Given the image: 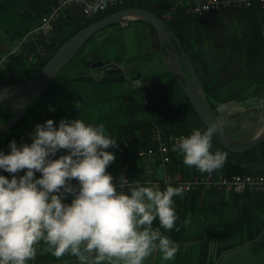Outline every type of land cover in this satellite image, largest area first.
Returning <instances> with one entry per match:
<instances>
[{
  "label": "crops",
  "instance_id": "crops-1",
  "mask_svg": "<svg viewBox=\"0 0 264 264\" xmlns=\"http://www.w3.org/2000/svg\"><path fill=\"white\" fill-rule=\"evenodd\" d=\"M37 12L32 0H0V55L11 50L35 24ZM172 17L199 78L206 80L207 70L210 77L226 78L233 98L221 102L242 107L221 112L215 109V119L224 131L239 139L256 135L264 127V19L259 7L205 15H190L180 10ZM122 28L132 33L124 38ZM77 53L76 61L64 66L65 74L69 78L81 75L89 78L66 79L40 92L22 119L0 136V151L7 154L13 140L17 144L21 141L30 144L28 134L38 123L51 119L58 126L61 119L79 118L86 124L103 123L117 140V147L108 149L116 157L106 169L109 174L140 175L138 150L154 145L147 138L150 124L173 119L169 123L173 129L207 130L167 67L156 32L146 21L130 19L125 25L115 23L104 27L88 38ZM156 56L159 66L151 69L147 63ZM97 61L108 63L95 66ZM107 73L119 79L101 80ZM0 110L6 115L2 124L10 117L11 108L0 107ZM162 128L164 135H169ZM211 144L210 151L226 153L223 165L213 172H228L229 152L214 136ZM173 149L171 161L155 169V179L163 181L165 175L203 174L195 167L186 166L182 155ZM64 154L67 150L62 149L53 158ZM251 155L255 157L251 163L253 172H264V143ZM238 163L234 160V164ZM0 175L11 178L3 170ZM72 184L78 182L73 179ZM173 199L175 206L185 213L184 229L176 241L179 250L170 261L163 260L159 250H154L144 264H264V192L234 194L201 190L195 194L185 192ZM37 260V264H78L70 255L57 259L43 251Z\"/></svg>",
  "mask_w": 264,
  "mask_h": 264
},
{
  "label": "clouds",
  "instance_id": "clouds-1",
  "mask_svg": "<svg viewBox=\"0 0 264 264\" xmlns=\"http://www.w3.org/2000/svg\"><path fill=\"white\" fill-rule=\"evenodd\" d=\"M217 130L194 128L173 150L189 168L211 173L226 159L210 151ZM28 135L30 144L13 140L7 154L0 151V170L11 174L0 175V264H28L38 250L57 259L70 255L78 264H144L154 250L165 261L175 258L179 247L161 228H174L173 198L183 196L182 188L167 181L163 189L152 180L114 181L106 169L115 161L108 149L117 140L103 123L61 119L55 126L48 119ZM62 149L67 154L53 158Z\"/></svg>",
  "mask_w": 264,
  "mask_h": 264
},
{
  "label": "built area",
  "instance_id": "built-area-1",
  "mask_svg": "<svg viewBox=\"0 0 264 264\" xmlns=\"http://www.w3.org/2000/svg\"><path fill=\"white\" fill-rule=\"evenodd\" d=\"M132 1L134 0H52L48 11L43 13L35 24L16 41L11 50L0 55V71L4 69L11 57L22 55L26 46L31 48L27 54L28 60L44 57L47 54L45 46L50 43L55 23L66 17L68 10L73 5L79 4L84 17L90 19L98 12L122 6ZM255 5L259 7V13L264 19V0H175L162 13V17L163 19H170L180 10L190 15H205L230 9H250ZM182 136H186V134L179 132L165 136L163 128L153 122L150 127L149 139L154 145L140 147L138 150L141 159V174L115 176L113 177L114 181L117 180L119 183L123 178L129 183L136 180L141 182L152 180L160 185L167 181L172 182L174 187L182 188L184 193L196 189L226 191L234 194L264 192V173L211 172L186 177L165 175L163 181L155 179L153 177L155 169L157 167L163 168L171 161V150ZM23 174L24 170H21L19 175ZM71 199L72 197L68 195L64 202L70 203ZM41 253L42 251L38 250L36 259L31 264H37V258Z\"/></svg>",
  "mask_w": 264,
  "mask_h": 264
},
{
  "label": "water",
  "instance_id": "water-1",
  "mask_svg": "<svg viewBox=\"0 0 264 264\" xmlns=\"http://www.w3.org/2000/svg\"><path fill=\"white\" fill-rule=\"evenodd\" d=\"M130 19L144 20L153 27L158 38L161 56L167 67L203 125L206 128L210 125L217 127L218 130L213 136L228 152L242 153L264 141V127L256 135L245 140L223 130L208 106L199 75L174 29L160 16L139 6L119 8L83 26L65 39L44 65L33 74L15 86L0 89V107L11 108L8 120L0 124V136L11 130L22 119L28 105L55 79L59 71L75 56L88 38L104 27L114 23L125 25ZM107 63V61H97L94 65L104 66ZM240 108L242 107L231 106L230 102H220L215 106L219 112Z\"/></svg>",
  "mask_w": 264,
  "mask_h": 264
},
{
  "label": "trees",
  "instance_id": "trees-1",
  "mask_svg": "<svg viewBox=\"0 0 264 264\" xmlns=\"http://www.w3.org/2000/svg\"><path fill=\"white\" fill-rule=\"evenodd\" d=\"M137 2V3H135ZM132 1V3L130 5H126V6H139V7H143L145 9H148L150 11H152L153 13H155L156 15L160 16L162 19V13L168 9V7L170 6V4L172 3L171 0H137V1ZM32 4L36 5V9H37V16L38 19L39 17L48 11L49 7L52 4V0H40L38 2V0H32ZM77 5V6H76ZM79 4H75L73 5L71 8H73L71 10V8L68 10V13L66 15V17H63L59 20V22L55 25V29L57 30L56 35L54 37V35L51 34V39H50V43L46 44V55L42 58L36 59V60H28L27 59V54L28 52L31 51L30 46H26L24 53L20 56H16V57H11V59L8 61V63L6 64V66L4 67V69H2L0 71V75L4 76L6 78V82L5 84H8L10 86H15L19 83H21L23 80H25L27 77H29L31 74H33L36 70H38L40 67H42L44 65V63L47 61V59L51 56V54L55 51V49L65 40L67 39L69 36H71L74 32H76L78 29L82 28L83 26L89 24L92 21H95L99 18H101L102 16L117 10L119 8L116 9V7L114 8H109L112 9L110 11H103V12H98L94 17L88 19L86 17H84L81 6H78ZM125 5V4H124ZM123 6L122 7H126ZM119 7V6H118ZM120 7V8H122ZM71 10V11H70ZM37 19V20H38ZM164 21H166L176 32V34L178 35L179 39L181 40L182 44L184 42V37L182 36V34L177 31L174 27L173 24V17L170 19H164ZM115 24V23H114ZM184 46V45H183ZM108 72H110L109 70H107ZM210 71H206V76L207 79H200V83H201V87L203 90V94L204 97L208 103L209 107H215L217 102H221V101H227L231 98H233V94H232V90L228 87L227 85V80H225L224 78L221 77H215L209 76ZM205 75V74H204ZM70 76H63V77H55V79L43 90H47L51 87H54L55 85L65 81L66 79H73V78H89L87 75H81L78 77H71ZM119 79L118 76H112L110 73H107L106 75H104L102 77L101 80L103 81H111V80H116ZM37 98H39V95L34 99L36 100ZM29 107H27L26 112H28ZM25 112V113H26ZM172 121H174L173 119H167V120H163V121H156L155 123L159 124L160 126L164 127L169 134L171 133H185L186 136L190 135L191 132L190 130L186 129V128H178V129H173L170 127H173L171 124ZM171 125V126H170ZM151 127V124H150ZM150 129V128H149ZM149 138V137H147ZM264 143V141L262 142ZM260 143V144H262ZM260 144H257L256 146H254L253 148L242 152V153H230L229 152V156L227 157L228 162H230V170L226 173H230V172H247V173H264V172H253V170L251 169V163L252 161L255 159V157L253 155H251V153L255 150L256 147H258ZM234 160L238 161V164H234ZM196 173V172H194ZM198 173V172H197ZM117 176V175H116ZM190 176V175H189ZM115 177V176H113ZM186 177V176H183ZM170 183L172 186H174V184L172 182H168ZM161 189H163L165 187V183H162L160 185ZM200 189H196V190H192L187 192V194H195L200 192ZM246 193H250V192H246ZM175 210L177 213V221L175 223V226L172 230L165 232V230L163 228H161V231L163 234L169 236L173 241H177L180 238V235L183 232V222H184V210H181L178 206H175ZM154 226L159 227V221L158 219L155 220L153 222Z\"/></svg>",
  "mask_w": 264,
  "mask_h": 264
},
{
  "label": "rangeland",
  "instance_id": "rangeland-1",
  "mask_svg": "<svg viewBox=\"0 0 264 264\" xmlns=\"http://www.w3.org/2000/svg\"><path fill=\"white\" fill-rule=\"evenodd\" d=\"M135 1H137V0H134V2H135ZM131 3H132V2L127 3V4L123 5V6L130 5ZM135 3H137V2H135ZM120 7H122V6L116 7V9H117V8H120ZM114 9H115V8H114ZM110 10H112V9H107L106 11H110ZM207 14H208V13H207ZM55 24H56V23H55ZM121 31L123 32L124 38H127V36L129 35L130 30L127 29V28H125V29L122 28ZM56 32H57V30L54 28L53 33H52V35H54V37H55V35H56ZM130 33H132V32H130ZM11 49H12V48H11ZM77 58H78V53H76L75 56H74L69 62L74 63V62L76 61ZM158 60H159V58L156 56V58L152 59V61H150L149 63H147V66H148L149 68H151V69L157 68V67L159 66V62H158ZM69 62H68V63H69ZM65 75H66V74H65V68L63 67V68L59 71V73H58V77H63V76H65ZM5 82H6V78H5L4 76L0 75V88H2V87L5 85ZM209 108H210L212 114H214V113H215V107H212V108L209 107ZM5 116H6V115H3V114L1 113V110H0V122L4 121V120L6 119ZM213 116H214V115H213Z\"/></svg>",
  "mask_w": 264,
  "mask_h": 264
}]
</instances>
